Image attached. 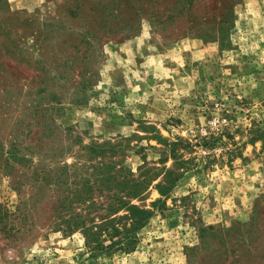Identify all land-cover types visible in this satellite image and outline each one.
I'll return each instance as SVG.
<instances>
[{
  "label": "rangeland",
  "instance_id": "rangeland-1",
  "mask_svg": "<svg viewBox=\"0 0 264 264\" xmlns=\"http://www.w3.org/2000/svg\"><path fill=\"white\" fill-rule=\"evenodd\" d=\"M96 163L152 210L133 250H88ZM252 215L264 0H0V264H264Z\"/></svg>",
  "mask_w": 264,
  "mask_h": 264
},
{
  "label": "trees",
  "instance_id": "trees-1",
  "mask_svg": "<svg viewBox=\"0 0 264 264\" xmlns=\"http://www.w3.org/2000/svg\"><path fill=\"white\" fill-rule=\"evenodd\" d=\"M91 167V176L88 177V180L96 185L99 195L106 196L108 201L104 205L102 203L95 204L96 202L91 200L92 184L88 182V212L95 206L98 208V205L104 210V212L98 214L99 223H93L92 221L86 226L81 225L89 252L91 254H109L115 250H133L138 244L136 231L147 222L152 210L139 207L123 198L125 195L135 196L139 193L138 184L134 183L133 179H125L123 183L118 181V185H122V187H117L119 191H122L121 194L115 192L105 193V191L111 190L112 184L109 182V176L106 175L103 163H96ZM166 185H157L162 194L165 193L164 188L167 187ZM76 198L82 199L84 197L77 194ZM161 201V199H157L153 204L156 205ZM120 210L125 211V213L111 217ZM256 216H250V221L244 225V233L241 234L239 240L247 246L259 249L258 255L264 259V226L258 224ZM238 254L245 253L238 252Z\"/></svg>",
  "mask_w": 264,
  "mask_h": 264
}]
</instances>
